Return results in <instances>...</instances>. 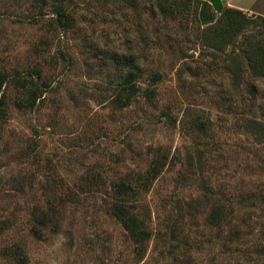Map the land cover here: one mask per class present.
Masks as SVG:
<instances>
[{
    "label": "rangeland",
    "instance_id": "374dc122",
    "mask_svg": "<svg viewBox=\"0 0 264 264\" xmlns=\"http://www.w3.org/2000/svg\"><path fill=\"white\" fill-rule=\"evenodd\" d=\"M67 8L71 22L62 27L39 0H0V71L10 76L0 124V264H20L7 250L14 243L24 264H264L256 255L264 207L244 201L264 194V143L244 133L249 95L246 85L232 87L227 59L200 44L192 17L163 18L151 0H72ZM245 14L252 28L264 27ZM129 58L156 97L121 107L114 86ZM15 74L36 90L31 107L17 105L28 95ZM256 84L261 106L264 80ZM159 152L168 163L133 204L154 233L140 255L110 212V186L143 176ZM51 206V228L37 239L32 228ZM222 206L245 235L241 245L224 248L229 226L210 222ZM176 220L168 255L156 237Z\"/></svg>",
    "mask_w": 264,
    "mask_h": 264
},
{
    "label": "trees",
    "instance_id": "16d2710c",
    "mask_svg": "<svg viewBox=\"0 0 264 264\" xmlns=\"http://www.w3.org/2000/svg\"><path fill=\"white\" fill-rule=\"evenodd\" d=\"M42 8L51 7L57 15L56 23L62 27L70 25L71 15L67 5L72 0H39ZM160 11L159 15L170 20H179L184 17L192 19L200 24L198 30V40L200 44L208 50L215 59L225 57L226 70L231 76L232 87L241 89L246 85L248 97L243 99L242 107L247 114L243 124L245 135L254 138L258 143H264V105H258L259 86L256 82L264 80V27L252 28L250 19L246 14L238 9H233L225 5L221 0H151ZM264 19L263 17H260ZM202 26V28H201ZM120 61V60H117ZM123 66L117 76L118 82L114 86L116 93L115 103L128 105V103L139 95L147 100L153 101L156 97L154 88L143 89L141 86L140 63L135 59L129 58L120 62ZM18 74V73H17ZM17 74L13 75L12 81L18 90L25 91L27 97L18 102L20 108L32 106L36 103V90L28 89V80L21 78ZM40 78V72L38 73ZM10 76L4 71H0V124L8 119L7 94L4 89ZM152 83L156 85L161 81V74L153 71L151 74ZM151 83V84H152ZM200 119V118H199ZM195 120L194 125L198 131L206 132V124L203 121ZM152 161L150 170L143 176L137 178H121L111 183L110 212L122 224L129 234L131 240L137 247L138 254L146 251V245L151 241L154 233L149 230L146 220L135 210L133 206L139 190L149 187L152 181L168 163V156L159 152ZM86 185H93L91 180H86ZM227 199L225 200V202ZM250 206L264 207V194H253L244 198ZM56 210L51 206L47 211L42 210L32 228L33 236L43 239L45 232L51 228V223L55 218ZM223 206L213 209L210 213V222L222 226L227 223L229 230L224 237V248L233 245H241V239L245 236L235 225H232L231 215ZM231 217V218H230ZM230 219L229 221H227ZM178 223L172 222L169 231L156 239L165 243L168 255H174L177 241ZM12 258L20 264H24L27 256L22 244L14 243L7 249ZM245 251H237V253ZM257 257L264 258V245H260L256 251Z\"/></svg>",
    "mask_w": 264,
    "mask_h": 264
},
{
    "label": "crops",
    "instance_id": "0c3cea01",
    "mask_svg": "<svg viewBox=\"0 0 264 264\" xmlns=\"http://www.w3.org/2000/svg\"><path fill=\"white\" fill-rule=\"evenodd\" d=\"M230 8L264 18V0H221Z\"/></svg>",
    "mask_w": 264,
    "mask_h": 264
}]
</instances>
